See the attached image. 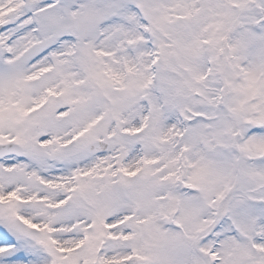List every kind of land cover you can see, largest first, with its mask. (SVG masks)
Here are the masks:
<instances>
[{"label": "snow or ice", "instance_id": "6c2138e0", "mask_svg": "<svg viewBox=\"0 0 264 264\" xmlns=\"http://www.w3.org/2000/svg\"><path fill=\"white\" fill-rule=\"evenodd\" d=\"M0 264H264V0H0Z\"/></svg>", "mask_w": 264, "mask_h": 264}]
</instances>
